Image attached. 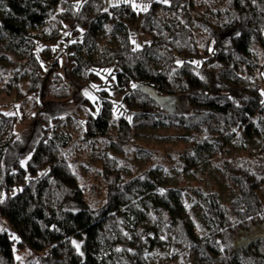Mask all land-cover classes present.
<instances>
[{
    "label": "trees",
    "instance_id": "trees-1",
    "mask_svg": "<svg viewBox=\"0 0 264 264\" xmlns=\"http://www.w3.org/2000/svg\"><path fill=\"white\" fill-rule=\"evenodd\" d=\"M43 26L48 43L38 51ZM100 30L115 42L98 44ZM230 31L222 48L219 37ZM0 36L30 71L24 92L19 72L3 88L14 93L15 110L0 112V218L10 225L0 229V264H105L103 246L116 264H150L162 234L205 264H264V92L250 74L255 69L264 80V0H128L107 7L104 0H0ZM64 65L88 93L78 96L83 112L74 116L83 139L103 138L113 119L120 148L138 126L184 128L191 133L183 151L188 168L223 149V138L237 140L245 152L222 157L220 166L236 195L222 201L215 191L193 189L203 233L190 225L182 187L165 185L149 170L124 179L115 156L101 159L103 200L85 199L64 157L67 114L57 113L72 97ZM201 67L238 93L212 90ZM171 97L186 109H166L162 101ZM27 120L35 139L24 148L16 125ZM160 207L169 225L160 224ZM128 210L139 226L131 239L120 228ZM16 250L31 255L20 260Z\"/></svg>",
    "mask_w": 264,
    "mask_h": 264
},
{
    "label": "rangeland",
    "instance_id": "rangeland-1",
    "mask_svg": "<svg viewBox=\"0 0 264 264\" xmlns=\"http://www.w3.org/2000/svg\"><path fill=\"white\" fill-rule=\"evenodd\" d=\"M119 1L128 0H104V5L107 7L109 4H115ZM205 2V1H203ZM134 31V29H133ZM37 32L41 35V42L38 43L40 51L44 48V44L48 43L43 41L49 35V29L46 27L38 28ZM234 31L219 37V43L222 48L230 45L229 36ZM97 33L98 44L114 43L115 38L109 33L100 30ZM49 50L45 49L43 53L46 55ZM206 58V56H201ZM264 69V68H263ZM65 65L63 66V73L66 80H68L69 89L72 91V97L67 104L60 103L57 108L61 107V114H67L64 119V124L61 126L65 133L71 134L67 139V146L63 148L64 157L77 176V180L84 191L85 199L90 203H100L104 198V186L99 175L101 167V159L104 155L115 156L119 165L120 173L124 179L135 176L137 172L148 171L152 176H160L161 181L165 185H173L182 187L184 192L187 193L186 203L189 208V215L191 217L190 225L199 232L203 233L205 223L200 217L198 205L195 203L193 197V189L210 190L218 193L222 201H226L236 195L233 183L222 174L221 158L224 156H232L235 153L240 154L245 151L239 147L237 140L229 141L223 138V149L219 152H206L196 159L195 164L190 168L184 159V149H187L190 132L184 128H175L171 125L168 126H138L133 129V136L129 143H125L124 147H119L116 143L115 135L119 132L117 121L113 119L109 127L108 134L103 138H95L91 142L82 138V132L79 125L75 120L76 114L80 115L83 112L82 107L78 104V96L86 94V90L74 78H68V71ZM20 75V91L24 92L29 86V69L26 68L25 60L20 59L17 51L7 45L4 37L0 36V112L13 113L15 108L11 106L15 101V95L8 94L4 91L5 85L10 81L15 74ZM199 75L210 84L212 90L225 89L230 93H238L236 85L229 81L219 80L215 71L211 68L201 67ZM264 72V70H263ZM251 75L261 85V91L264 92V80H261L259 72L253 70ZM245 75V74H244ZM90 96V94H89ZM17 102V101H16ZM30 97L27 95V105ZM19 103V102H18ZM163 106L171 112H181L186 109L184 101L180 98H166L162 101ZM32 124L30 120L17 123L16 129L21 136V144L24 148L27 147L28 142L35 139L32 134ZM247 143L259 147L261 142L259 140L251 139ZM260 198L264 201V188L259 191ZM157 214L161 219V225H169L172 221L171 216L167 211L160 207ZM150 223V221L148 222ZM138 220L135 215L129 210L123 214V219L120 223V228L125 234L127 239L134 238L136 230L138 229ZM10 228V225L0 218V229ZM161 240L158 244L151 248L150 264H205L199 262L194 258L193 254L182 255L178 249L168 242V237L165 234L161 235ZM102 259L105 264H116L112 259V252L109 251L107 246L101 248ZM15 255L20 260L29 257L25 250H16Z\"/></svg>",
    "mask_w": 264,
    "mask_h": 264
},
{
    "label": "snow or ice",
    "instance_id": "snow-or-ice-1",
    "mask_svg": "<svg viewBox=\"0 0 264 264\" xmlns=\"http://www.w3.org/2000/svg\"><path fill=\"white\" fill-rule=\"evenodd\" d=\"M163 2L164 3H167L168 2V0H163ZM145 11L147 10L146 8L144 9ZM9 115H11V114H9ZM23 163V162H22ZM79 247V245H77V248Z\"/></svg>",
    "mask_w": 264,
    "mask_h": 264
}]
</instances>
